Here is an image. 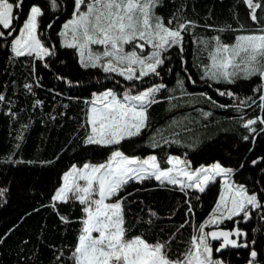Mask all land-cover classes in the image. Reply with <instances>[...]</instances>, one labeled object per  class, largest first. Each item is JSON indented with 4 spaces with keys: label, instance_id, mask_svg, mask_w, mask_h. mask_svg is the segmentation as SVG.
Segmentation results:
<instances>
[{
    "label": "snow or ice",
    "instance_id": "6c2138e0",
    "mask_svg": "<svg viewBox=\"0 0 264 264\" xmlns=\"http://www.w3.org/2000/svg\"><path fill=\"white\" fill-rule=\"evenodd\" d=\"M162 3L29 0L25 8V0H0V52L13 65L27 69L22 83L9 80L11 87L0 85V106L8 116L20 121L25 110L34 116L44 108L46 101L38 94V89L45 86L42 68L60 82L51 89L59 97H70V90L77 87L89 92L83 97L86 107L81 130L73 134L79 142L72 147L70 141L61 149V153L71 148L82 155L74 156L58 171L50 188H31L40 197L35 201L37 207L24 212L0 233V244L33 211L50 207L66 229L79 225L73 243L52 245L54 264H233L231 254L241 257V249L246 250L241 257L243 264H264V168L260 167L264 165V154L194 164L187 154L169 152L162 160L157 151L143 147L158 149L173 142L185 143L176 128L166 131L172 125L153 131L148 139L144 134L152 127L150 109L154 104L172 102L176 96L188 97L191 93L186 81L197 83L188 71L185 55V40L191 35L198 51L208 58V62H196L201 79L211 81L215 92L234 98V102L222 104L207 91L200 96L215 107L235 109L239 114L237 123L245 129L240 138L249 142L247 152H253L257 138L264 137V0H244L249 22L243 21L237 10L232 22L224 25L189 17L183 0L173 14L166 16L160 11ZM62 8L66 18L58 24L56 13ZM45 16H49L47 22ZM197 28L212 34L198 35ZM173 59L180 60L181 73L169 89L163 73L175 71ZM72 61L87 70L94 82L88 84L70 70L64 71ZM238 81H249L250 87H236ZM164 90L173 95H163ZM62 106L66 108L67 104ZM246 109L255 110V114L250 115ZM210 114L203 112L204 116ZM65 115L57 108L45 114L41 123ZM30 125L31 120L21 122L16 129V149L21 147ZM198 142L189 146L196 147ZM3 160L9 165L34 163L15 151ZM59 160L60 154H56L38 163L52 166ZM248 170L253 172L250 181L243 175ZM137 183L178 190L185 197L184 206L169 209L162 216L145 202L141 214L135 217L136 223L130 225L127 211ZM214 185L218 191L213 205L206 216L197 220L193 199L202 205L199 194ZM9 196L10 185L0 182V204H7ZM67 203L78 207L79 215L63 212L61 205ZM180 210L185 217L179 224L170 231L159 227L173 221ZM253 218L257 219L256 225L242 226L251 225ZM185 227L190 235L181 240ZM178 240L181 246L173 251ZM22 243L26 246L28 238Z\"/></svg>",
    "mask_w": 264,
    "mask_h": 264
},
{
    "label": "trees",
    "instance_id": "16d2710c",
    "mask_svg": "<svg viewBox=\"0 0 264 264\" xmlns=\"http://www.w3.org/2000/svg\"><path fill=\"white\" fill-rule=\"evenodd\" d=\"M29 0H25V8H27ZM181 0H163L160 11L168 16L180 5ZM187 5L186 12L189 17L198 18L204 23H213L224 25L231 23L236 11H239L240 18L248 21L247 8L244 0H183ZM45 7L47 3L45 2ZM64 9L56 13L59 17L57 23H62L66 15H62ZM209 13L211 15L209 16ZM51 10L49 16H51ZM49 16H45L47 22ZM198 35L208 34L211 31L205 28H197ZM175 55V54H174ZM185 55L188 59V71H190L197 79L196 84L186 81L187 89L191 93L188 97L176 96L175 100L169 102L167 100L159 101L150 109L151 128L145 130L144 139H148L151 133L157 129H162L165 125H172L166 131L173 128L179 131L180 138L185 143H169L161 145L158 149H150L148 145H143L146 150L157 151L162 160L166 159L169 152L176 154H187L194 164L201 162H211L214 158L230 157L233 161L237 158L251 159L254 155L264 154V137H258L256 147L252 153H248L249 142L243 141L240 137L245 132L238 123L239 114L234 108H218L214 104L205 100L200 96L203 91L209 92L215 99L222 104H232L234 98L221 96L215 92L211 81L201 79V71L197 68V60L208 62L206 53L198 51V46L191 35L185 40ZM65 58L66 57H62ZM175 71H165L163 77L169 85V89L175 86V80L181 73V63L179 59L171 61ZM71 71L73 75L79 76L86 83L91 84L94 81L92 76L88 75L87 70L79 68L75 61L64 71ZM41 74L45 80V86L38 89L41 99L46 101L42 110H38L36 114L30 115L28 110L21 113L20 121L13 120L8 116L3 106H0V182L10 185V196L7 204H0V233L4 232L15 223L20 215L37 207L35 201L40 197L33 191L32 187H36L39 191L50 188L56 181L58 171L75 156L82 155L80 152H73L71 148L61 153V149L72 142V147H76L79 138L73 134L80 131V124L84 119L85 104L83 97L89 95L86 88L77 87L70 90V97L61 98L51 91L54 85L60 82L48 71L41 69ZM93 74H96L93 70ZM27 75V69L21 64L13 65L10 60L4 58V54L0 52V85L11 87L7 82L16 80L22 83ZM147 82V81H146ZM216 87L221 86L216 84ZM64 87V86H61ZM236 87L247 89L250 87L249 81H238ZM163 95H173L168 90L162 92ZM61 101V104L57 102ZM187 101V102H185ZM27 102V101H25ZM63 103L67 107H63ZM175 104L176 107L171 105ZM59 109L66 115L55 121L41 123V118L48 112ZM209 111L211 114L204 116L203 112ZM246 111H249L246 109ZM249 114H255V110L249 111ZM31 120V125L25 133V138L19 149L15 148L16 129L20 127V123H27ZM175 121L173 125L172 122ZM193 121L195 123H193ZM178 126V128L176 127ZM189 131L185 132L184 129ZM198 140L196 147H190L194 141ZM141 147L139 143L136 145ZM238 149V150H237ZM18 152L26 160L34 161L33 164L9 165L4 162L3 157L12 152ZM56 154H60V160L52 166L40 165L39 160H50ZM247 167V166H246ZM264 168V165L260 166ZM256 177L259 178V169H256ZM247 180H252L253 172L251 170L243 173ZM136 192L130 198L131 206L128 208L127 217L130 225L136 223L135 217L141 214L145 202L155 208L162 216H166L169 209H177L184 206L182 201L185 200L184 195L171 188L160 186L159 188H150L147 185H135ZM218 186L214 185L210 191L199 194L203 204L193 199L196 206V219L200 220L210 211ZM196 193L193 194L195 196ZM142 198L138 200L137 198ZM43 202V201H41ZM61 210L65 213L79 215V208H74L71 203L61 205ZM185 217L183 210L178 211L173 221H165L159 225L165 231H170L174 225L179 224ZM231 224V221H227ZM257 224V219L253 218L251 225H242L251 228ZM79 225L72 224L65 228L56 212L50 207L40 208L39 211H33L30 216L26 217L24 222L11 233L7 240L0 244V264H54V249L52 245L64 244L68 245L75 241L76 233ZM190 235V229L185 227L182 230L181 240H187ZM28 243H22L25 238ZM264 244V241H262ZM181 246L179 240L174 245ZM241 257L246 255V250L241 249ZM36 253V256L33 255ZM25 255L27 259H24ZM38 256V261H37ZM241 257H237L233 252L231 259L233 264H243Z\"/></svg>",
    "mask_w": 264,
    "mask_h": 264
}]
</instances>
